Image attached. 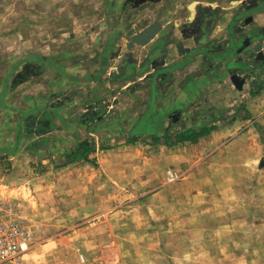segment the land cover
Masks as SVG:
<instances>
[{
    "label": "rangeland",
    "instance_id": "obj_1",
    "mask_svg": "<svg viewBox=\"0 0 264 264\" xmlns=\"http://www.w3.org/2000/svg\"><path fill=\"white\" fill-rule=\"evenodd\" d=\"M109 2L0 0V77L31 44L52 60L82 50L86 68L96 63L93 37L104 31ZM251 76L245 91L226 77L194 88L188 105L176 104L179 118L157 122L158 135L235 121L170 146L147 144L146 135L124 143L141 104L112 107L111 119L76 137H45L41 149L28 143V122L15 129V115L0 111V196L42 231L26 264H264V89L248 95L264 85V70ZM62 100L45 116L64 104L60 112L77 117L83 104ZM244 108L249 118L239 120ZM80 138L93 144L94 164L57 168ZM104 145L112 147L99 151Z\"/></svg>",
    "mask_w": 264,
    "mask_h": 264
},
{
    "label": "crops",
    "instance_id": "obj_2",
    "mask_svg": "<svg viewBox=\"0 0 264 264\" xmlns=\"http://www.w3.org/2000/svg\"><path fill=\"white\" fill-rule=\"evenodd\" d=\"M166 1L152 7L143 6L128 10L137 15L144 13L147 15L146 21H149L156 16V12L155 15L151 13L152 8L167 7L162 14L164 20H160V26L154 35L143 44L132 43L127 46L129 35L143 27V24L132 20L127 28H122L121 22L112 24L110 29L115 28L121 33H118L109 46L107 34L109 28L105 21L104 31L96 32L93 37L91 56L96 57L97 61L90 63L87 68L82 64L85 61L78 60L80 55L83 56L82 50H76V53L64 52L61 59L52 60L47 55L35 53L36 47L31 44L28 58L21 60L18 65L15 64L14 69L0 77V111L5 110L6 113L15 115L14 120H10L15 129L21 125L24 130L28 126V143L32 149H39V142L42 140H46L44 145H49L47 138L53 136L61 139L76 137L77 131L83 126L90 127L92 122L99 125L106 123L114 113L112 107L122 106L124 102L129 105H142L135 120L131 119L134 123L128 134L158 136L157 122L170 117L174 105H188L193 98L194 88H203L210 81L224 80L225 77L234 88L229 80L231 72L243 78L241 91L251 88L249 86L251 74L264 70V60H254V53L251 51L252 42L259 36L257 35L259 29L264 26L263 6L258 4L257 8L261 10L254 8L248 13L241 4L244 0H186L188 12L179 15L178 11L183 6L182 0ZM174 10L173 16L170 13ZM198 14L201 16L198 17ZM123 15L122 20L125 18ZM248 16L250 20L243 24V20H247ZM166 17L168 19L165 21ZM170 19L171 23L166 24ZM183 21L190 29L189 36L186 35L185 38L179 34V26ZM247 38H250V44L245 45ZM179 43L182 46L179 47ZM108 48L112 53L103 63L101 57L106 55L104 53ZM55 55L59 57L61 54ZM26 64H31L30 66L36 70L34 74L21 73ZM158 72L165 73L158 75ZM154 73L153 85L148 84L146 78ZM95 89L103 90V94L97 96ZM263 89L264 85L259 92ZM184 92V96L181 95ZM104 93H110V96ZM119 93H122V98L117 96ZM182 97L187 102L182 101ZM60 98H63L64 103H68V107L79 108L81 106L79 104H83L80 111L76 112L77 117L73 118L71 113L69 116L61 113V108L65 109L64 104H61L57 108V113L51 117L45 116V113L49 112L48 108L52 109L55 101ZM97 101L102 102L103 109L100 113L90 117L83 116L87 108ZM107 101L110 105L104 107ZM176 114L179 118L183 113L178 111ZM40 119L45 122L44 126L39 125ZM3 120L0 117V123ZM25 121L28 122L27 126ZM234 121L235 119L230 123ZM3 127L6 128V125ZM220 128L222 127L210 132ZM82 140L78 139L74 147L64 151L62 162L64 155L74 150ZM92 145L89 144L93 150ZM111 147L106 150H110ZM90 155L95 158L94 150ZM62 162L56 167L64 168L80 162L91 164L78 160L58 166Z\"/></svg>",
    "mask_w": 264,
    "mask_h": 264
},
{
    "label": "flooded vegetation",
    "instance_id": "obj_3",
    "mask_svg": "<svg viewBox=\"0 0 264 264\" xmlns=\"http://www.w3.org/2000/svg\"><path fill=\"white\" fill-rule=\"evenodd\" d=\"M185 1L186 0H182V9L180 11H178L179 15H182V14H185L188 12V9L185 5ZM159 2H167L166 0H119L118 2H116L115 0H110L109 4H108V8H109V13L110 15H108L107 17H109L108 21H107V24H108V28H109V31H108V41H109V46L111 41L113 42L115 39H116V36H118V33H121V31H118L117 29H110L112 24L115 23V22H121L122 23V28H127L131 25L132 23V20H136L137 23L139 24H143V27H141L136 33L140 32L141 30H143L144 28H146L147 26L153 24V23H157L159 24L160 26V20H164L162 19L163 18V11H165L167 9V7L165 8H152L151 13H153V15L156 14V16L152 19H150L149 21H146V16L144 13H141V14H136L134 12H128V10H133V9H136L138 7H143V6H147V7H152L154 6L155 4H158ZM187 2V1H186ZM168 5H171V3H167ZM118 6V9L117 10H113L114 8H116ZM156 12V13H155ZM160 12V14H159ZM174 12L175 10L173 11V13L171 12L170 14H172L174 16ZM155 13V14H154ZM123 15V17H125L123 20L121 19V15ZM145 16V17H144ZM201 16L200 14H198V17ZM168 19V17H166L165 21ZM168 23H171V19L167 21L166 24ZM158 29V28H157ZM190 32V29L187 27V25L185 24V21H183L181 23V25L179 26V34H180V37L182 38H185V36H189ZM136 33H133V34H136ZM131 34V35H133ZM129 35V37L131 36ZM108 46V47H109ZM179 47L182 46L181 43H179L178 45ZM187 52V50L185 51ZM112 53V50L111 49H107L105 50V53L106 54L105 56H102L101 57V60H103L105 63V61L107 60V57L110 56ZM31 64L29 65H25V67H23L22 69V72L21 73H28V75L30 74H34L35 73V69H33L31 66ZM250 68V66H248ZM159 74L158 75H163V73L165 72H158ZM157 74V73H156ZM153 76H155V73L152 75H149L146 79H147V82L148 84H152L153 85V81L152 78ZM59 100V99H58ZM102 102H94L92 103L88 108H87V111L86 113L83 115V116H93V115H97L98 113H100L101 109H102ZM57 104V103H55ZM176 105H174L172 108H171V115L170 116H173V115H176V108H175ZM179 111V110H178ZM42 117V116H41ZM42 119V118H41ZM40 119V120H41ZM39 120V121H40ZM45 122L44 121H40L39 122V125L40 126H44ZM39 127V126H38Z\"/></svg>",
    "mask_w": 264,
    "mask_h": 264
},
{
    "label": "built area",
    "instance_id": "obj_4",
    "mask_svg": "<svg viewBox=\"0 0 264 264\" xmlns=\"http://www.w3.org/2000/svg\"><path fill=\"white\" fill-rule=\"evenodd\" d=\"M41 232L37 223L0 196V264H26L25 256Z\"/></svg>",
    "mask_w": 264,
    "mask_h": 264
},
{
    "label": "trees",
    "instance_id": "obj_5",
    "mask_svg": "<svg viewBox=\"0 0 264 264\" xmlns=\"http://www.w3.org/2000/svg\"><path fill=\"white\" fill-rule=\"evenodd\" d=\"M261 88H262V85L258 86L254 90H249V96L256 95L260 91ZM248 118H249L248 112L244 108V114L238 119L239 120H246ZM234 119L235 118L232 116L225 124L233 121ZM225 124H222L220 127L224 126ZM253 125L257 131H260L259 130L260 126L258 125L257 122H255ZM215 128H217V127L214 125L205 126V127L201 126L197 129L187 128L181 132H177V133H174L172 135L162 134V135H158V136H150V140L146 143L150 144V145L162 144L165 146H170V145H173L176 143H182L185 141H194L195 139L207 134L208 132H210L211 130H214ZM136 140H138L136 138V135L132 134L130 138H126L124 140V143L125 144H132ZM108 148H110V146L104 145V146H100L99 150H106ZM92 151L93 150L89 146V143H87V141H85V140H82L74 150L68 151L64 155V161L61 164H59L58 166H63L66 163H70V162H74V161H78V160L88 161L93 165L94 164V158H89L90 152H92Z\"/></svg>",
    "mask_w": 264,
    "mask_h": 264
},
{
    "label": "water",
    "instance_id": "obj_6",
    "mask_svg": "<svg viewBox=\"0 0 264 264\" xmlns=\"http://www.w3.org/2000/svg\"><path fill=\"white\" fill-rule=\"evenodd\" d=\"M241 4H243L244 11L248 13L252 12L254 8L259 10L260 8H257L258 4H261V6H263L262 8H264V0H244V3L241 2ZM249 20H250V16H248L247 20H243V24H246ZM158 26L159 24L153 23L147 26L146 28H144L143 30H141L140 32L131 35L128 38L127 46H130L132 43H139V44L145 43L146 40L150 39L154 35ZM257 35L259 36H257L256 39L251 44V51L254 53V60L263 61L264 60V26L259 29ZM250 38L246 39L245 45L250 44ZM229 80L231 81V83L235 88L237 89L241 88L243 78L240 75H238L235 72H231L229 74ZM107 105H110V102L107 101L104 107H106Z\"/></svg>",
    "mask_w": 264,
    "mask_h": 264
}]
</instances>
